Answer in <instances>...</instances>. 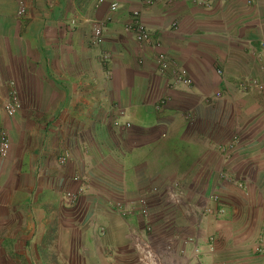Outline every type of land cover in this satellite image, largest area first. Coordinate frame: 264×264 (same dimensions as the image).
<instances>
[{"label":"crops","instance_id":"obj_1","mask_svg":"<svg viewBox=\"0 0 264 264\" xmlns=\"http://www.w3.org/2000/svg\"><path fill=\"white\" fill-rule=\"evenodd\" d=\"M26 1H28L27 4L32 1L27 6L26 17L18 18L16 17L15 0H0V73L5 71V79L9 78L7 80L14 83L16 80L19 90L15 91L18 95L23 91L21 87H30L33 90L45 88L46 90L49 88L48 84L53 85L58 92L67 89L77 90L76 87H79V90H90L92 80L90 71L91 69L95 70L92 55H95V52L92 51V54L87 45L89 44L88 39L85 38L87 25L79 23L76 30L67 28L63 33L57 35L56 30L59 27L56 21L60 17L58 13L62 2L57 4L54 9L46 10L39 5L37 0ZM120 1L122 7L124 5L125 8H128L130 14L133 11H138L143 2L141 0L140 4V0H133L132 7H130L126 5V0ZM154 1L150 12L141 13L140 23L153 39L160 42V51L187 71L193 82L192 90H197L200 97L218 94L221 92L220 90L234 92L233 90H237L236 77L237 79L241 78L245 83L248 79H254L263 87L258 91V94H256L258 89L254 86L238 88L242 91L241 104L238 106L236 104L228 106L227 102L223 104V99L216 100L218 102L214 103V106H202V102L197 101L196 108L193 109V123L195 122V124L179 121L180 131L192 129L193 134L191 136L183 134L179 138V141L185 144L187 149L180 148L183 150L179 152L181 160L178 165L159 169L156 173L149 166V178L163 180L160 183L163 185L159 188V195L153 198L151 204L153 202L161 204L162 200H168L166 197L171 192L170 181L176 176H180V179L184 181L181 190L187 207L183 206L177 209L179 218L175 223L180 224L177 228H172L173 226L162 228L163 232L159 234L161 240L158 241V244L162 243L163 246H166V243L170 242V246L179 249L184 244V240H191L189 248L192 250L194 247L192 245H197L193 241L202 244L204 225H201V222L197 220L200 215L197 214L198 212L194 213L193 208L199 206L196 208L200 210L205 205L211 207L212 202H208L206 197L212 194L218 198L219 206L225 208V218L233 224V232L231 234L228 231L225 234L218 232L219 222L215 223L213 232H218L221 243L218 242L215 246L213 244L211 249L208 246L199 245L201 246V250H199L201 253L199 255L200 262L204 264L216 261L218 262L216 264L224 263L223 261L227 264H264V255L254 251L255 243L253 244L254 241H251L253 238H257L252 236L254 230L259 236L256 241L264 247V50L260 47L264 43V0ZM107 11L111 13L109 8ZM130 14L115 18V21L111 18L113 27L110 29V36L120 34L119 28L121 26L125 28V25L130 21ZM122 22L123 24H119ZM105 36L107 37V35ZM13 49L19 50L17 54L19 57L11 54ZM110 50L113 71L109 82L110 90H121L119 83L123 82L122 77L126 81L129 80L126 88H132L135 83H132V80L134 81L136 77L131 74L133 62H131L130 52L124 50L123 52L116 48H110ZM143 50H139L138 57L144 58V62L150 64L149 90H166L167 79L163 75L155 73V56L153 57L150 50L149 52ZM239 64L240 67H237ZM217 69L223 71L221 79L215 72ZM96 73L98 79L105 76V73L98 68H96ZM4 92L6 90H0V128L7 124L10 125L1 111L6 94ZM223 94L225 95L222 92ZM199 99L197 98V100ZM65 107L61 105L57 109L54 108L58 111L61 110L58 113L56 111V123L62 116ZM251 108L257 111V114L252 117ZM240 109H242V114L238 113ZM220 111L225 112L224 118L219 117ZM218 117L222 119V122ZM227 117L228 119H238V125L241 127L240 133L245 137L242 138L240 146L241 159H244L242 168L230 165L229 162L222 169L223 166L217 164L219 158L213 147L226 140L225 129L232 127V123L228 125V122L226 124L228 126L223 125L226 121L224 119ZM151 120L149 119V144L157 145L156 143L168 140L169 135H166L165 139H160L157 136L156 123L158 121L153 120L155 124H152ZM11 126L17 127L15 123ZM171 127H174V124H171ZM154 129L156 130L154 131ZM37 137L36 142H41L40 134ZM172 138H176V136ZM173 151L177 152L176 149ZM41 155L42 147L37 145L33 147L32 151H21L17 154V167L0 159V264L1 262L8 264L10 255L15 253L9 248L11 244L14 248V244L18 240H30L31 238L60 240V249H53L55 250L53 255L56 257L51 262L53 264H75V222L74 217L63 213V211L66 212L65 204L58 199L57 206L60 213L49 218L48 215L44 216L43 209H51L52 206L48 205V199L42 198L41 192L47 188L43 184L41 187V183L35 189L33 188L32 195H35V201L29 198L32 188L30 191L26 188L28 185L25 182L26 177L36 173L35 167L40 162ZM46 170L59 180L49 186L53 192L50 197L56 194L54 186L58 187V191L63 186L72 188L67 170L65 172H57L54 168ZM217 175H219V180L222 179L221 183H216ZM228 176L232 178L233 182ZM63 177L66 181L64 185L61 184ZM238 180L242 181L246 190L240 191L234 186L233 183L239 182ZM15 181L17 183H14ZM32 206L38 208V216H40L33 229L30 226L32 223L30 217L35 210L31 212ZM192 213L193 216L188 215ZM195 220L200 222V226H193L196 223ZM229 221H225V223H229ZM100 223H106L108 241L112 240L114 233L119 231L115 223L109 220L105 221V219ZM88 236L90 238L88 243L96 255L92 264L129 263L123 258L124 252L119 247L113 249L111 261L109 258H103L100 255L103 252L101 239L92 237L90 229L86 231V239ZM153 237L158 238L155 235ZM39 244L40 248H43L41 241ZM55 246H58V243ZM25 247L26 243L24 242L18 249ZM249 247L252 250L247 249ZM81 249L84 252V246ZM43 252H45L44 249L41 250V254ZM19 253L21 252L19 251ZM90 255L91 251L87 249L81 259H78V264H90ZM186 260L188 264H196L192 257L190 261L187 258H179L177 262L185 264ZM169 262L176 264L175 256L174 260H169Z\"/></svg>","mask_w":264,"mask_h":264},{"label":"rangeland","instance_id":"obj_2","mask_svg":"<svg viewBox=\"0 0 264 264\" xmlns=\"http://www.w3.org/2000/svg\"><path fill=\"white\" fill-rule=\"evenodd\" d=\"M37 1L46 10L54 9L57 4L62 2L58 13L60 17L57 21L55 20L59 27L56 30L57 35L63 33L64 29L67 30V28L76 30L79 23L86 24L85 38L88 39L90 44L91 26L92 23H96L101 28L102 43L97 46L87 44L91 52H95V55H92L95 70L91 69L90 71L92 76L90 90H79V87H76L77 90L67 89L59 90L58 92L53 85L48 84L49 88L46 90L45 88L33 90L30 87H21L23 91L18 95L15 91L19 90L16 80L14 83L11 80H7L9 78L5 79V71L0 73V90H6L1 111L6 116L7 123H10V125L7 124L2 127L3 129L0 128V131L7 135L9 141L8 151L5 157H0V159L6 160L12 166L17 167L18 153L21 151H32L33 147L41 145L42 157L35 167L37 171L26 177L27 180L25 182L28 184L26 188L29 191L32 188L30 197H28L30 200L34 199L35 201V195H32L34 193L33 188L35 189L39 183H41V187L43 184L47 188L42 190L41 195L43 199H48V205L51 204L52 206L51 209H43L44 216L48 215V218L60 213V209L57 206L58 199L65 204L66 212L63 211V213L74 217L75 222L74 257L77 258H75V264H78V259H81L87 249L91 251L90 264L93 263L96 256L92 246L88 243L90 242L89 236L86 239L87 229L91 230L92 237L101 239L103 252L100 255L103 258H109L110 261L113 259V249L119 247L124 252L123 258L129 262L127 264H151L149 261V248L154 255V264H172L169 260L173 261L174 256L176 264H181L177 262L179 258H187L190 261L191 257L196 264H204L199 259L201 254L199 251L201 246L199 245L208 246L211 243L215 246L218 242L221 243V237H219L218 232L223 234L227 231L230 234L233 232V224L225 218V208L219 206L218 198L212 194L206 197L208 202H212L211 207L205 205L200 210L196 208L199 206L193 208L195 210L194 213L198 212L197 214L200 215L197 220L201 222V225H204L202 228L204 232L203 243L194 242L192 237L193 243L198 245H192L194 246L193 249H198L197 254L193 252L192 248H189L191 240H184V244L179 249H174L173 246H170V242H167L166 246H163L162 243L158 244V241L161 240L159 234L163 232L162 228H169V226L177 228L180 225L175 223L179 218L177 209L183 206L187 207V205L181 190L184 181L180 179V176H176L170 181L171 192L166 197L169 201L162 200L161 204L159 202L151 204L153 198L159 195V188L163 185V183H160L163 180L154 177L149 178V166L156 173L159 169L178 165L179 160H181L179 152L183 150L180 148L187 149V146L179 141V138L183 134H188V136L193 134L192 129L180 131L179 127L181 124H179V121L186 122V114L194 112L193 109L196 108L197 101L202 102V106H214V103L218 102L216 100L223 99V104L227 102L228 106L233 104L238 106L241 104L242 97V91L238 90V88H247L248 85L254 86L258 89L256 90V94H258V91L263 88L262 85L254 79H248L245 83L242 82L241 78L237 79L236 77L237 90H233L234 92L232 90H220L221 92H217L218 94L200 97L197 90H192L194 87L193 82L187 71L162 52L168 61L183 69L190 84L175 83V74H173L171 69L164 73H159L155 65V73L163 75L167 79L165 83L166 90H149L151 83H149L150 64L149 62L145 63L144 58L138 57V53L140 54L139 50L144 49L148 52L150 50L154 57L160 53L157 52L160 49L156 50L155 53L148 46L136 45L133 36L126 33L123 30V26L119 28L120 30L117 29L120 34L110 36V29L113 27L111 18L115 21V18L130 14L128 8H125L124 5L122 7L120 0H101V3H99V0ZM54 1L56 2L54 3ZM126 1V5L132 7L133 0ZM31 2L29 1V4H27L28 1L26 0H15L16 8L18 4H22L26 13L27 6ZM111 2L118 5L117 11L113 14L107 11V7ZM139 3L141 4V0ZM141 9L140 5L138 11ZM100 12L102 14H99ZM23 17H26V14ZM73 19L77 21L75 25L70 23ZM119 24H123V22ZM170 28L172 29L173 27ZM262 44L260 47L264 50ZM110 48L130 52L131 62H133V72L131 74L136 77L134 81L132 80V83L135 82L132 88H126L129 80L126 81L122 77L123 82L119 83L121 90H110L109 82L113 74ZM18 51L13 49L11 54L19 57L17 55ZM237 67H240V64ZM96 68L105 73L104 78L98 79ZM215 72L221 79L223 71L217 69ZM222 92L225 95H222ZM13 97L16 98L18 107L13 115L9 116L5 112L4 107L11 102ZM197 98L200 99L197 100ZM161 101L164 102L162 107L156 109L155 106ZM61 105L66 107L62 111V118L57 119L58 122L56 123L55 118L57 116L55 115L61 111L56 109ZM238 113L242 114V109ZM218 114L221 118L225 117V112L223 111ZM250 114L252 117V115L257 114V111L251 108ZM221 118H219L220 122H222ZM149 119L158 121L156 123L157 136L160 139H165L166 135H169L170 138L159 144L155 142L157 145L149 144ZM237 120V118L228 119V117L224 119L223 125L228 126L232 123V127L225 129L226 140L224 143L217 146L214 144L215 146L213 147L219 158L217 164L222 165V169L229 162L230 165L241 168L244 164V159H241L240 146L243 141L242 138L245 137L240 133L241 127L238 125ZM227 122L229 123L228 125H226ZM14 123L17 127L11 126ZM152 124H155V121ZM171 124H174V127H171ZM193 125L191 124L190 126ZM38 134H40L41 139L39 140L41 142H36ZM175 136L176 138H172ZM222 138L225 139L224 137ZM229 146L230 148L226 153L220 151V148ZM153 148L155 149L153 150ZM175 149L177 152L173 151ZM191 150L193 151L192 148ZM44 153L46 155H43ZM60 160L63 162L61 163ZM48 168H54L57 172H65L67 170L72 188L69 189L63 186L58 191V187L54 186V193L56 194L50 197L53 192L49 186L54 182H59V180L46 170ZM228 177L230 178V176ZM217 178L216 183H221L222 179L219 180V175H217ZM230 179L233 182L232 178ZM65 182L63 177L61 184L64 185ZM14 183L17 182L15 181ZM149 183H152V185H149ZM167 184L169 185V182ZM233 184L240 191L246 190V186L241 180ZM167 190L169 189L167 188ZM161 196L164 195L161 194ZM140 202H143V207L140 206ZM221 209L222 212L220 211ZM33 210L34 213L30 217L32 229L35 226V222H37V218L40 217L38 216V208L32 206L31 212ZM188 215L193 216V213ZM104 219L115 223L116 228L119 230L114 233L113 239L110 241H108L106 234V223H100ZM225 221H229V223H225ZM200 222H196L193 226H200ZM217 222H219L218 232L214 233L213 229ZM252 232L253 237H259L254 230ZM124 234L126 236L125 239ZM153 235L160 239H155ZM257 238H253L251 241H254L253 244L255 243L254 248L256 249L254 251L259 254L256 250L261 243L258 244ZM39 241H41L43 248H40ZM24 242L26 247L18 249ZM59 242L60 240L54 238L42 240H35L34 238L30 240L20 239L17 243L15 241L16 244L13 243L14 248L12 244L9 247L15 253L10 255L8 264H53L51 260L56 257V255H53L55 251L53 249H60ZM84 242H86L87 249ZM92 242L94 243L93 238ZM57 243L58 246H55ZM83 246L85 248L84 252L81 249ZM183 246L185 247L183 248ZM43 249L45 252L41 254ZM247 249L252 250L250 247ZM187 262L186 260L185 264H188ZM223 262L227 264V262ZM216 263L218 262H212L211 264Z\"/></svg>","mask_w":264,"mask_h":264},{"label":"built area","instance_id":"obj_3","mask_svg":"<svg viewBox=\"0 0 264 264\" xmlns=\"http://www.w3.org/2000/svg\"><path fill=\"white\" fill-rule=\"evenodd\" d=\"M99 3H101V0H99ZM154 5L153 0H144L141 4V10L140 11H135L131 13V17H130V21L127 23V25L125 26V31L132 33L133 38L135 40V42L138 45H145L148 46L149 48H154V47H158L159 43L158 42H154L147 29L140 23V16L141 13H146L148 11H150L151 7ZM118 9V5L116 3H111L109 5V11L110 12H116V10ZM25 14V7L22 4H18L17 6V11H16V16L17 17H23ZM71 25H75L76 24V20H71ZM100 43H102V37H101V28L99 27L98 24L96 23H92L91 26V32H90V44L91 45H100ZM264 45V44H263ZM156 60V69L157 71H159V73H164L167 70L171 69L173 74H175L174 77V82L175 83H179L182 82L183 85H189L190 81L186 78L185 73L183 71L182 68H179L175 63L170 62L166 59V57L164 56V54L159 53L157 54V56L155 57ZM163 101L159 102L156 105V109H160L163 105ZM18 107L17 105V101L16 98H12L11 102L7 105H5L4 109L5 112L7 113V115L11 116L13 115L14 111H16V108ZM194 118V115L192 113H189L186 115V119L188 121H192ZM8 147H9V141L7 138V135L3 132L0 131V157H5L7 151H8ZM229 147H222L220 148L221 152H227V150H229ZM61 163L63 162L62 160H60ZM140 206L143 207V202H140ZM119 208V207H118ZM144 210V209H143ZM222 212V210H220ZM208 247L211 249L212 248V244L210 243L208 245ZM258 253L263 254L264 253V247L258 246L257 250ZM193 252H195L197 254L198 249L194 248ZM149 261L151 262V264H154V255L152 254L151 249L149 248ZM219 264H224V263H219Z\"/></svg>","mask_w":264,"mask_h":264},{"label":"clouds","instance_id":"obj_4","mask_svg":"<svg viewBox=\"0 0 264 264\" xmlns=\"http://www.w3.org/2000/svg\"><path fill=\"white\" fill-rule=\"evenodd\" d=\"M144 1V0H143ZM153 2H154V0H153ZM110 5V4H109ZM108 8H109V6H108ZM117 11V10H116ZM133 12H135V11H133ZM111 13H115V12H111ZM130 16H131V14H130ZM77 22V21H76ZM127 25V24H126ZM125 25V26H126ZM124 30H125V28H124ZM126 32V31H125ZM126 33H128V34H131L132 35V33H129V32H126ZM149 33V32H148ZM150 35V34H149ZM133 36V35H132ZM151 37V36H150ZM151 39L154 41V42H158L159 43V46L158 47H154V48H149V49H153L154 51H156V50H158V49H160V46H161V44H160V42L158 41V40H155V39H153L152 37H151ZM135 41V40H134ZM136 43V42H135ZM136 45H138L137 43H136ZM262 46H264L263 44H262ZM264 49V48H263ZM157 52H160V53H162V51H157ZM163 54V53H162ZM156 56H157V54H156ZM155 56V57H156ZM166 57V56H165ZM166 59H167V57H166ZM168 60V59H167ZM171 62V61H170ZM155 65H156V60H155ZM217 73H218V71H217ZM156 107V106H155ZM189 113H192L193 114V112H189ZM189 113H187V114H189ZM186 114V115H187ZM185 119H186V116H185ZM193 120H194V118H193ZM193 120L192 121H188L187 119H186V122H188V123H193Z\"/></svg>","mask_w":264,"mask_h":264},{"label":"trees","instance_id":"obj_5","mask_svg":"<svg viewBox=\"0 0 264 264\" xmlns=\"http://www.w3.org/2000/svg\"><path fill=\"white\" fill-rule=\"evenodd\" d=\"M261 254V253H260Z\"/></svg>","mask_w":264,"mask_h":264}]
</instances>
